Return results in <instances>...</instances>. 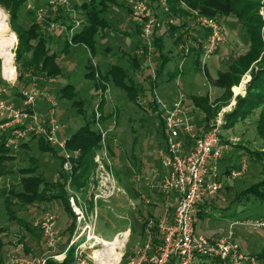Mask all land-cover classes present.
Listing matches in <instances>:
<instances>
[{
    "label": "trees",
    "instance_id": "16d2710c",
    "mask_svg": "<svg viewBox=\"0 0 264 264\" xmlns=\"http://www.w3.org/2000/svg\"><path fill=\"white\" fill-rule=\"evenodd\" d=\"M137 1V0H135ZM150 6L154 9V15L160 19L161 27L156 30L153 37L154 57L153 67L156 72V78H153L150 67L144 64L146 53L143 56L134 54L130 65H113L110 69L103 73L97 65L91 61L87 68L89 73L86 79L94 83L95 95L94 98L100 96L99 91L106 92L109 86L123 91L126 94L127 100L142 108L140 99L151 98L156 89L161 85V79L164 76L166 68L177 58H193L194 65L200 66V61L203 56V44L199 43V39L204 40L207 33L201 36L194 37V44L190 49L189 55L177 50L168 51L166 47V39L170 37L176 48L183 41V32H188L192 29V24L196 20V14L209 19L217 20L218 16H236L246 32L249 40V50L241 56H238L229 66L228 72H220L217 79H212L209 71L205 68V74L210 81L213 88L221 89L223 95L218 99V102L232 99V88H234L241 80V78L249 71L252 72L251 82L247 86L245 96L236 98V106L231 112H227L224 118V128H233L241 121H245L250 117L257 116V133L264 139V44L262 42L260 27L261 18L259 16V7L261 0H165L169 10L165 11L162 7V0H147ZM28 0H0V4L7 8L10 15L11 30L16 34L19 44L16 52V67L19 72L17 86H11L6 80H0V89L6 88L7 94L0 96L1 99L13 101L17 104L22 101L19 93L22 87L32 85L34 78L41 90L48 89L50 81L58 80L64 76V71L61 66L59 58L61 54H69L73 46L83 47L88 49L92 58L98 54V42L100 36L105 35L109 25V13L112 6H120L118 0H91L85 4H81L75 8L76 12L82 18L81 27L70 38L69 32L74 29L75 24L70 15L65 16L64 10H60L63 14L58 18L54 16L51 10L44 22L48 28L49 25L55 23L66 30L59 28L65 34L64 48L60 51H54L53 35L56 30L51 32L42 31V27L37 22L38 17L36 11L29 10L28 18L25 19L22 11L27 5ZM185 4L187 10H179V6ZM51 9V8H50ZM127 13L131 16V7L126 5ZM172 21V23H171ZM133 22V21H132ZM137 35L141 36V28L136 26ZM102 34V35H101ZM177 36V37H176ZM142 38V37H141ZM138 49L143 48L142 43H136ZM144 49V48H143ZM176 53V54H175ZM13 60L14 55L12 53ZM131 60V59H130ZM178 70V69H177ZM2 72V61L0 60V74ZM140 75L142 81H138L136 76ZM179 70L177 74H179ZM147 74V75H146ZM183 75V72H182ZM172 76L171 79H174ZM16 85V84H15ZM62 99L71 101L77 109L78 114L83 117L85 124L76 133L68 137L67 151L71 154L78 153L77 159L72 157V172H65L63 165L65 158L62 152H59L55 147L48 145L43 138H31L28 142L20 145L19 150L7 148V136L0 137V178L2 185L0 186V210L7 216L8 221L19 223L24 230H26L34 241L44 250L42 235L38 228L33 224H28L26 221L18 217L20 210L42 209L44 211L52 210L53 203L57 202L64 208V211L70 216L71 225L66 232H62L64 240H69L70 235L75 228V215L71 210L69 204L70 189L73 191H81L88 185L89 179L95 169V157L102 148V136L97 130L92 127L96 126V108L91 116L88 117L85 103L78 100V92L74 85H67L59 91ZM100 98V97H99ZM53 99V98H52ZM228 101V102H229ZM191 107L194 111L199 113L200 118L195 120L196 134L198 137L205 135L212 127L219 110L223 104L211 103V98L207 94L205 96L192 95L190 98ZM105 100L100 98L98 103V110L101 113V123L106 127V122L118 118L119 110L114 115L113 113L105 116ZM226 105V103H225ZM155 111L157 108L152 107ZM159 120V132L162 139L166 141L164 132V123L157 115ZM222 143L231 148L242 151L243 155H239L234 159L233 153L227 151L221 161L222 176H229L233 170H238L244 163V158L247 156L248 171L249 167H256L260 169L259 179L249 187L238 191L231 200L230 207H238V212L234 214V218H241V221L256 220L264 221V215L254 217L252 212L256 210H264V150L251 151L243 146H232L221 136ZM36 141L37 150L41 154H52L59 159L61 170L59 172V181L48 182L42 174L38 173L39 162L37 159L30 156L34 151L33 143ZM110 143V141H109ZM111 156L115 155L114 149L108 144ZM19 155H24L23 160L28 161L26 167L19 168L17 171L14 167L10 169ZM233 155V156H232ZM115 157V156H114ZM245 162V163H247ZM248 173V172H247ZM116 177L121 178V172L116 171ZM9 182V184H7ZM234 189L233 186L227 183L221 193H230ZM221 195V194H220ZM211 196L207 198L197 211V224L205 222L210 219L216 212L215 202L221 201V196ZM141 196L135 193L136 199ZM212 207V208H211ZM227 210V209H225ZM43 211V212H44ZM207 211H210L209 214ZM173 212V211H172ZM175 212V210H174ZM147 218H143L141 228V236L143 240L146 239L145 229L148 222L152 219L157 222V218L153 214H147ZM197 226V225H196ZM4 229L0 228V233ZM157 232V229L155 230ZM211 240V239H210ZM20 241H24L21 239ZM3 244L0 241V264H4L2 257ZM41 250V253L43 252ZM27 254L38 255L34 250L26 246ZM255 259L257 264L260 261L264 262V249L260 253L250 255ZM210 261V262H208ZM197 264H223L219 260L202 257ZM251 264V263H248Z\"/></svg>",
    "mask_w": 264,
    "mask_h": 264
},
{
    "label": "built area",
    "instance_id": "2783aa9c",
    "mask_svg": "<svg viewBox=\"0 0 264 264\" xmlns=\"http://www.w3.org/2000/svg\"><path fill=\"white\" fill-rule=\"evenodd\" d=\"M90 1L82 0L80 4ZM46 2L56 13L59 10L69 13L75 24L74 29L69 32L71 38L82 25V21L77 17L78 13L72 6V0ZM161 4L163 10H169L165 0H162ZM153 10L147 0L134 1L131 18L133 23L141 28L144 48L141 54L147 52L146 59L155 79L156 72L152 62L155 52L153 37L161 23ZM46 16L45 12L40 11L38 16L40 25H44ZM59 28L66 30L55 23L48 28L45 27L48 32ZM198 31L207 33L204 40L199 39V43L203 44L204 58L214 56L226 43L224 31L216 20L196 14L192 29L183 32V41L178 46L180 52L189 55L194 44L191 33L195 34ZM188 59H182L177 79L181 77L183 66ZM3 78L11 86H15L18 80L16 76L6 77L4 66ZM7 93L6 88L0 89V96ZM19 93L23 102L22 108L0 98V137L7 136V148L19 150L20 145L31 138H43L48 145L62 152L65 158L63 170L72 172L71 159L73 156L77 159L79 154L69 153L66 146L69 138L59 135L61 126L56 114L57 103L39 88L35 78L32 85L22 87ZM153 94L155 96L149 99H140V103L148 113L158 115L165 126L166 145L159 156L168 172L164 177L162 189L164 192L174 193L177 197L174 214H165L157 222L151 219L145 229L146 239L131 253L122 252L125 245L115 246V256L106 252V248L110 249L115 242L123 240L124 234H119L111 242L96 234L101 217L100 205L108 204L112 199L126 195V192L119 185L107 144L109 133L113 131L116 123L114 122L111 128L104 127L97 105L96 126L102 136L103 145L95 157V169L89 179L86 193L70 189L69 204L75 215L73 233L69 240H64L57 215L51 210L44 211L35 224L42 235L44 252L26 257L25 254H15L10 258L11 264H99L98 253L104 257L106 264H197L202 257L219 260L223 264H255L256 260L245 255L236 242L233 227L217 240H210L196 232L198 208L207 198L218 196L227 185L226 180L236 181L243 178L248 172L247 163L244 162L240 169L233 170L229 176H222L221 161L228 151V145L223 144L221 140L222 122L219 120L209 132L198 137L195 119L184 109V95H179L173 102H166L159 97L157 89ZM40 98L48 102L49 106L45 113H42L38 106ZM242 224L264 230V221L248 220Z\"/></svg>",
    "mask_w": 264,
    "mask_h": 264
},
{
    "label": "rangeland",
    "instance_id": "374dc122",
    "mask_svg": "<svg viewBox=\"0 0 264 264\" xmlns=\"http://www.w3.org/2000/svg\"><path fill=\"white\" fill-rule=\"evenodd\" d=\"M74 1H78V3H75ZM81 1L82 0H73V8L75 9L77 6H79ZM134 1L135 0H118L120 6H112L109 13L110 27L106 30L105 35L101 34L102 36H100V42H98L99 49H101V46L104 47V50L105 47H110L111 54L109 55L112 56L115 54L114 56L117 57V59L122 57L123 54H128L126 55V58L127 60L130 58V62L132 61L135 53H143L142 49H137L136 51L135 49H130L132 46L135 47L136 43L143 42L141 36L137 35L136 28L133 26L132 18L126 10V5L132 7ZM260 2V33L262 42L264 44V0H261ZM6 10L7 8L0 4V53L4 54V52L7 53L9 51L12 67L8 68L6 64L4 65L3 59L0 57V60L2 61L0 80L4 79L3 66L4 75L6 77L13 78L12 74H14V77L16 76L17 79L19 78V72L16 67V52L19 41L16 34L11 30L10 15ZM29 10H35L38 17L41 10L45 12L46 15H48L49 10L51 9L46 0H28L27 5L22 11L25 19L28 18L27 13ZM179 10H187L186 5L183 4L179 6ZM68 14L69 13L64 10V15L67 16ZM77 17L80 19L82 18L78 14ZM216 21L224 31L226 43H224L219 51L209 59L202 56L199 67L194 65L193 58H189L186 64L183 66L184 75H181V77L177 79L179 76L178 74L176 80L170 81L168 80L167 76L169 71H172L173 69L180 70L179 67L181 62L177 58L167 66L164 76L161 79V85L159 89H157V94L162 100L165 99L164 96L167 92L177 93L178 95L175 97V99L181 94L184 95V109H186L187 114L193 116L195 120L200 118V115L192 109L190 98L192 95L205 96L208 94L211 98L212 104L216 106H218L217 104H223V107L219 110L217 117L214 120L213 126L216 125L219 120L222 122V124H224L225 114L227 112H231L234 109L236 106L237 97L246 95L247 86L252 79V72L249 70L241 78L240 82L234 88H232L231 92L233 95L231 97L232 99H230V101L228 100L229 102L226 100V98L224 101H222V103L218 102V99L223 95V93L222 95L219 93L212 95L210 93L211 85L205 74L204 68L208 69L209 75L212 79H217L220 72L227 73L229 69L227 66H229L238 56L244 55L250 47V43L246 36L243 24L236 16H218ZM191 35L196 38V36H201L202 33L198 31L194 34L192 32ZM132 43L135 44L132 45ZM227 45L229 47L226 50L225 47ZM63 46L64 42H60L58 44H54L52 48L54 51H58L60 48L62 49ZM166 47L168 51L176 52V50H178L170 37L166 39ZM262 52L264 55V50ZM12 53L14 55V60L12 59ZM141 56L143 55L141 54ZM108 58V55L101 52L92 58L88 49L83 47H77L71 50L69 55L60 56L59 64H61L63 68L64 76L56 80V82L48 85L49 90H42L47 95H52L51 97L57 103L56 114L61 126L59 135L63 138L70 137L85 124V120L78 114L77 109L73 106L74 104L67 99H62L59 94V91L65 88L67 85H74L79 94L78 100L80 99L85 103V109L87 110L88 117L93 114L100 98L104 99L106 102L104 108L105 116H108L111 113L115 115L117 110H119L118 118L116 116L106 122L107 128H111V126L113 127L116 123L113 131L109 133L107 141V144H109L114 149L115 157L113 156L112 159L114 161L115 171H125L126 169L138 166L137 161L134 160L131 154L133 147L135 154L137 155L140 154L141 149L143 154L142 158L148 165L149 169L150 167L154 168L155 164L158 167L160 166V162H162L159 160L158 153L163 143L159 129L156 126V121L159 122L158 117L148 113L144 107L139 108L136 105L130 103L126 98V94L113 86H109L106 92L99 91L100 96H98V99L97 97L94 98V83L86 79V75L89 73L87 65L91 61L94 65L99 66L101 72L105 73L110 69ZM114 63L112 62L111 64L113 65ZM144 64L149 66L147 59L144 60ZM204 65H206V67H204ZM140 75L141 72L136 76L138 81L140 80ZM17 85L18 82H16L15 86ZM216 90L217 92L222 91L221 89ZM173 101L171 100L166 102ZM140 116H143L146 119L143 124L139 122ZM257 119L258 115H253V117H250L245 121H241L233 128L226 127L223 129L222 125L221 136L232 146H243L244 148L254 152L262 151L264 150V139H262L257 133ZM92 129L95 131L98 130L97 126H93ZM33 146L34 151L30 153V156L37 159L39 162L38 173L42 174L48 182L53 183L59 181V172L61 170L59 159L49 153L41 154L37 150L36 141L33 143ZM228 151L233 153L234 156H232L234 159L238 156V154L243 155L242 151L235 150L234 148L232 149L231 146H228ZM23 157L24 155H19L18 159L12 165H9L10 169L15 166L14 170L17 171L19 168L26 167L28 165V161L26 159L23 160ZM243 158L244 162H247V156ZM247 164L249 165L248 162ZM250 172H253L254 175L257 176L256 178L253 176V180L251 181H249L247 178ZM138 173L139 172H121L122 176L120 179H118V182L120 183L119 185L122 189L127 191L128 188L131 196H133L134 203L129 202L125 195H120L122 198L118 196L112 199L108 204H101V217L96 228V234L104 240H108L109 242L114 241V239L119 236V234H124L128 232V230H131V233H129V237L122 250V252L127 253H131L135 247L140 246L142 242H144L141 236L143 218H147L146 216L148 212H150L151 209H154V200L150 199V197H147L146 199L149 200L148 203L145 200L141 202L140 199L134 198L135 192L138 190V188L142 189L144 192L146 191L147 193L144 183H139L138 181V179H141L138 177ZM147 173L150 174L151 177L152 172ZM259 173L260 169L256 167H249L248 173L243 178H240L236 181L226 180L228 184L234 187V189H232L229 194L225 192L220 193L221 195L218 194V196H221V201L215 202L216 212L214 216H212L211 219H207L203 223L199 222L197 224V234L208 237L211 231L225 228V230H223L221 233V236L225 235L228 232L227 227H229L231 221L237 218H234V214L238 212L237 205L230 207L232 198H234V195L238 191L243 190L244 188H247L251 184L258 181ZM143 176H145V174ZM7 184H9V182H7ZM1 185L2 182L0 178V186ZM87 187L88 185L81 191L86 193ZM55 207L56 208H52L51 211H53L58 217L59 228H68V226L71 225L70 216L63 209H60L59 205ZM43 211L44 210L42 209L20 210L18 211V217L26 221L28 224H33L35 227V224L42 216ZM252 214L254 217L261 216L264 215V210H256L252 212ZM246 221L248 220H245L244 222ZM0 228L4 229V231L0 233V241L3 244L1 254L4 264H11L10 258H12V256L15 254H25V257L33 255L31 253H26V246L32 248L34 253L38 255L44 252L37 242L34 241V238L26 230H24V228L19 223L8 221L7 216H5L4 212L1 210ZM235 229H238V234L240 236V242L235 237L236 242L243 247L245 253H250L252 255L260 253V251L264 249V230H257L246 225H238ZM248 238H251L252 241L254 238L258 239L259 243L262 244V247L251 243L252 241H247ZM21 239H24L25 242L20 241ZM64 246L65 244L62 245V248H64ZM41 250H43L42 253ZM255 264H257V262H255ZM258 264H264V262L260 261Z\"/></svg>",
    "mask_w": 264,
    "mask_h": 264
},
{
    "label": "crops",
    "instance_id": "0c3cea01",
    "mask_svg": "<svg viewBox=\"0 0 264 264\" xmlns=\"http://www.w3.org/2000/svg\"><path fill=\"white\" fill-rule=\"evenodd\" d=\"M73 1V0H72ZM75 3H78V1H74ZM81 5V4H80ZM79 5V6H80ZM42 11V10H41ZM52 11V13L54 14V16H56L57 17V19L58 18H60V17H62V15L63 14H61L60 13V10L59 11H57V13L56 12H54L53 10H51ZM46 18H47V16H46ZM37 22H38V20H37ZM41 27H42V31L44 32V34L46 33V31H45V24L44 25H40ZM134 26V25H133ZM54 36H55V40H54V44H58V43H60V42H64L65 43V34H63L61 31H60V29L59 30H56L55 32H54V34H53ZM64 40V41H63ZM135 43H132V45H134ZM60 46V45H59ZM229 46L227 45L226 47H225V49L227 50V48H228ZM63 48H64V46H63ZM62 48V49H63ZM75 48H77V47H75V46H73L71 49L73 50V49H75ZM79 48V47H78ZM86 49V48H85ZM131 50H133V49H135V51L138 49V47H137V45L135 44V47L134 46H132V48H130ZM54 50V49H53ZM61 50V48L58 50V51H60ZM4 52V51H3ZM100 52L101 53H104V54H106V55H108L109 56V58H108V63H109V66L110 67H112L114 64L115 65H119V64H121V65H124L125 67H127V66H129L130 65V58L127 60V58H126V55H128V54H123V56L122 57H119L118 59H117V57H115L114 55H112V56H110L109 54H111L110 52H111V48L110 47H105V50H104V47H102L101 46V49H98V54H100ZM176 52H177V50H176ZM70 53H71V51H70ZM69 53V54H70ZM69 54H61L60 56H65V55H69ZM97 54V55H98ZM139 56H141V54H139V53H137ZM60 59V58H59ZM180 62L182 61V60H180V59H178ZM114 61H115V63H114ZM175 61V60H174ZM188 60H186V62H187ZM114 63L113 65L111 64V63ZM186 62H185V64H186ZM230 66V65H229ZM229 66H227V68L229 67ZM99 67V66H98ZM100 69V68H99ZM177 69H173L172 71H169V73L167 74V76H168V80H170V81H172V80H176V78H177V76H178V74H177ZM142 75V74H141ZM183 75H184V73H183ZM172 76H175L174 77V79H171L172 78ZM139 81H141V79L139 80ZM54 82H56V80L55 81H50L49 82V84H52V83H54ZM48 90V89H47ZM123 92V91H122ZM210 93L213 95V94H215V93H219L220 95H222V93H223V91H221V92H217V90H216V88H213L212 86H211V90H210ZM239 94V93H238ZM178 94L177 93H174V92H167L166 94H165V96H164V100H166V101H173L174 99H175V97L177 96ZM50 96V95H49ZM52 96V95H51ZM50 96V97H51ZM52 98V97H51ZM11 102L12 103H14L12 100H11ZM14 105L15 106H17L18 108H22L23 107V102L22 101H19V103L17 104L16 102L14 103ZM39 107H40V110H41V112L42 113H45L46 111H47V109H48V102H47V100L46 99H43V98H40V100H39V105H38ZM144 116V115H143ZM143 116H140V119H139V122L140 123H144L145 121H146V119L143 117ZM151 117H153V116H151ZM156 126H157V128L159 129V122H157L156 121ZM160 133V132H159ZM162 137V136H161ZM108 141V140H107ZM162 141H163V143H162V146H161V149H160V151H159V153H158V156L160 155V152H161V150H163L164 148H165V145H166V141L165 140H163L162 139ZM131 154H132V157L134 158V160H136L137 161V164H138V166L136 167H134V168H130V169H126L125 171H122V170H118L119 172H139L138 173V177H140L141 179H138V181H139V183H144V186L146 187V189H147V193H146V191L144 192L142 189H140V188H138V190L136 191L137 193H139L140 194V200H141V202L143 201V200H145L147 203L149 202V200H146L147 199V197H150V199H153L154 200V209H151L150 210V212H148V214H153V215H155L156 216V218L157 219H159V218H161L163 215H165V214H170V215H173L174 214V210H175V208H176V205H177V197H176V195L174 194V193H167V192H164L163 191V189H162V184H163V180H164V177L167 175V172H168V169L167 168H165L163 165H162V162H160V166H156V164L154 165V168H151L150 167V169L148 168V165L144 162V159L142 158V151H141V149H140V154L139 155H137V154H135V150H134V147L132 148V152H131ZM136 155V156H135ZM159 160H161L162 161V159H161V156H159ZM116 172V171H115ZM147 172H149V173H151L152 172V175H151V177H150V174H148ZM145 174V176H143ZM253 176L256 178L257 176H255L254 175V173L253 172H250V174H249V176H247V178H248V180L249 181H251V180H253ZM144 180V181H143ZM138 183V182H137ZM70 191V190H69ZM126 192V198H127V200L129 201V202H131V203H134V201H133V196H131V194H130V192L128 191V188H127V191H125ZM135 192V193H136ZM70 196H71V193H70ZM69 196V197H70ZM123 196V195H122ZM120 198H122L121 196H119ZM59 205V208L60 209H63L64 210V208L60 205V203H57V202H55V203H53V209L54 208H56L55 206H58ZM212 208V207H211ZM173 211V212H172ZM209 214H211V212L210 211H207ZM214 216V215H213ZM211 219V218H210ZM237 220V221H236ZM241 218H236L235 220H232L231 221V223H230V225H229V227H227L228 228V230L227 231H229L230 230V228L231 227H233V230H234V232H235V237H236V239L239 241L240 240V236H239V234H238V229L236 230L235 228H236V226H238V225H243L242 223L244 222V221H241ZM68 228H69V226H68ZM68 228H65V229H60L62 232H66L67 231V229ZM223 230H225V228H220V229H217V230H213V231H211V233H210V235L207 237V236H205V237H207V238H209V239H211V240H217L219 237H221V233L223 232ZM128 231H130V233H131V230H128ZM204 236V235H203ZM247 241H252L251 240V238H248V240ZM240 242V241H239ZM251 243H254V244H256V245H258V246H260V247H262V244H260L259 243V240L258 239H253V241L251 242ZM249 245V244H248ZM242 247V246H241ZM242 251H243V253L244 254H246V255H251L250 253H245L244 252V249H243V247H242Z\"/></svg>",
    "mask_w": 264,
    "mask_h": 264
},
{
    "label": "bare ground",
    "instance_id": "6f19581e",
    "mask_svg": "<svg viewBox=\"0 0 264 264\" xmlns=\"http://www.w3.org/2000/svg\"><path fill=\"white\" fill-rule=\"evenodd\" d=\"M0 57L3 59V63L4 65L6 64V66L8 68H11L12 67V64H11V56L9 54V51L7 53L4 52L3 53H0ZM6 67V69H7ZM13 75V78H14V74ZM128 236H129V232H126L124 233V239L123 240H120V241H117L114 243V245H111L112 247H110V249H107L106 248V252L113 256H115V252H114V248L115 246H120V247H123L128 239ZM107 245L109 246L110 244L107 243ZM99 255H97V259L99 260L98 263L99 264H106V260L104 259V257L102 255H100L101 253H98ZM118 257V256H117Z\"/></svg>",
    "mask_w": 264,
    "mask_h": 264
}]
</instances>
